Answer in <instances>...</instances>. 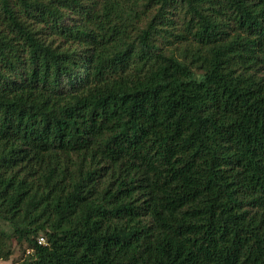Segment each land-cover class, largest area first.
Returning a JSON list of instances; mask_svg holds the SVG:
<instances>
[{
    "label": "trees",
    "instance_id": "1",
    "mask_svg": "<svg viewBox=\"0 0 264 264\" xmlns=\"http://www.w3.org/2000/svg\"><path fill=\"white\" fill-rule=\"evenodd\" d=\"M14 241L11 264H264V0H0Z\"/></svg>",
    "mask_w": 264,
    "mask_h": 264
},
{
    "label": "rangeland",
    "instance_id": "2",
    "mask_svg": "<svg viewBox=\"0 0 264 264\" xmlns=\"http://www.w3.org/2000/svg\"><path fill=\"white\" fill-rule=\"evenodd\" d=\"M28 253V249L20 248L15 241L11 243V253L7 259H0V264H11L15 261L21 260Z\"/></svg>",
    "mask_w": 264,
    "mask_h": 264
},
{
    "label": "built area",
    "instance_id": "3",
    "mask_svg": "<svg viewBox=\"0 0 264 264\" xmlns=\"http://www.w3.org/2000/svg\"><path fill=\"white\" fill-rule=\"evenodd\" d=\"M38 242H43V238L39 237Z\"/></svg>",
    "mask_w": 264,
    "mask_h": 264
}]
</instances>
